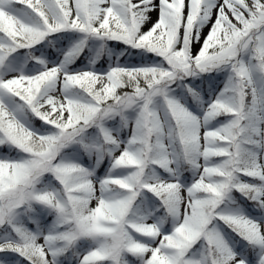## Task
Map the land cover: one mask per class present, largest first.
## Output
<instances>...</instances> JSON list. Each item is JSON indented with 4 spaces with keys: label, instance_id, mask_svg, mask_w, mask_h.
<instances>
[{
    "label": "snow or ice",
    "instance_id": "1",
    "mask_svg": "<svg viewBox=\"0 0 264 264\" xmlns=\"http://www.w3.org/2000/svg\"><path fill=\"white\" fill-rule=\"evenodd\" d=\"M2 149L0 264H264V0H0Z\"/></svg>",
    "mask_w": 264,
    "mask_h": 264
},
{
    "label": "rangeland",
    "instance_id": "2",
    "mask_svg": "<svg viewBox=\"0 0 264 264\" xmlns=\"http://www.w3.org/2000/svg\"><path fill=\"white\" fill-rule=\"evenodd\" d=\"M152 18H153V21L156 19V13H153L152 14ZM150 26V25H149ZM147 27L148 26H145V31L147 30ZM207 31H208V29L207 28H205L204 29V35H206L207 34ZM196 47H198V45L196 46ZM131 63H138L137 61H132ZM78 67H80V66H78ZM6 152H7V150L6 149H2V150H0V155H4V154H6ZM106 168H107V165L105 164L104 165V167H102L100 170H99V174L100 175H103L104 173H105V171H106ZM259 213H254V215H258ZM129 259L130 260H133L134 258H132V257H129Z\"/></svg>",
    "mask_w": 264,
    "mask_h": 264
},
{
    "label": "bare ground",
    "instance_id": "3",
    "mask_svg": "<svg viewBox=\"0 0 264 264\" xmlns=\"http://www.w3.org/2000/svg\"><path fill=\"white\" fill-rule=\"evenodd\" d=\"M204 31V30H203ZM204 33V32H203Z\"/></svg>",
    "mask_w": 264,
    "mask_h": 264
}]
</instances>
